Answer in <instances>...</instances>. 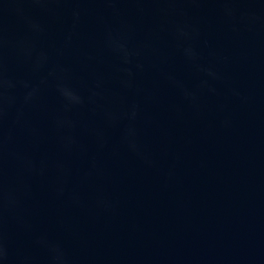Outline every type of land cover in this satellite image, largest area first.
<instances>
[{
	"label": "water",
	"instance_id": "obj_1",
	"mask_svg": "<svg viewBox=\"0 0 264 264\" xmlns=\"http://www.w3.org/2000/svg\"><path fill=\"white\" fill-rule=\"evenodd\" d=\"M0 264H264V0H0Z\"/></svg>",
	"mask_w": 264,
	"mask_h": 264
}]
</instances>
